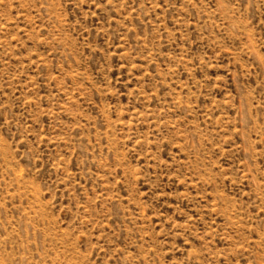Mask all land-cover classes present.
<instances>
[{
    "label": "rangeland",
    "instance_id": "rangeland-1",
    "mask_svg": "<svg viewBox=\"0 0 264 264\" xmlns=\"http://www.w3.org/2000/svg\"><path fill=\"white\" fill-rule=\"evenodd\" d=\"M0 264H264V0H0Z\"/></svg>",
    "mask_w": 264,
    "mask_h": 264
}]
</instances>
